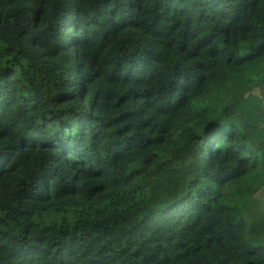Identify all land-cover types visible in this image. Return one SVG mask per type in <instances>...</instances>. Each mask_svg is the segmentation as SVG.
Segmentation results:
<instances>
[{"label": "trees", "instance_id": "obj_1", "mask_svg": "<svg viewBox=\"0 0 264 264\" xmlns=\"http://www.w3.org/2000/svg\"><path fill=\"white\" fill-rule=\"evenodd\" d=\"M264 0H0V264H264Z\"/></svg>", "mask_w": 264, "mask_h": 264}, {"label": "water", "instance_id": "obj_2", "mask_svg": "<svg viewBox=\"0 0 264 264\" xmlns=\"http://www.w3.org/2000/svg\"><path fill=\"white\" fill-rule=\"evenodd\" d=\"M260 84H262L261 86L264 88V83H260Z\"/></svg>", "mask_w": 264, "mask_h": 264}, {"label": "rangeland", "instance_id": "obj_3", "mask_svg": "<svg viewBox=\"0 0 264 264\" xmlns=\"http://www.w3.org/2000/svg\"><path fill=\"white\" fill-rule=\"evenodd\" d=\"M260 86L262 85V84H259Z\"/></svg>", "mask_w": 264, "mask_h": 264}]
</instances>
